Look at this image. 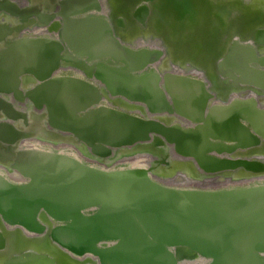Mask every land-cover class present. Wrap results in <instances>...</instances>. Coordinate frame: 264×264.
Masks as SVG:
<instances>
[{
    "label": "water",
    "instance_id": "95a60500",
    "mask_svg": "<svg viewBox=\"0 0 264 264\" xmlns=\"http://www.w3.org/2000/svg\"><path fill=\"white\" fill-rule=\"evenodd\" d=\"M233 2L0 0V264H264V0Z\"/></svg>",
    "mask_w": 264,
    "mask_h": 264
},
{
    "label": "bare ground",
    "instance_id": "6f19581e",
    "mask_svg": "<svg viewBox=\"0 0 264 264\" xmlns=\"http://www.w3.org/2000/svg\"><path fill=\"white\" fill-rule=\"evenodd\" d=\"M211 4H214L216 6H221L223 11H225L224 9L226 8V12L228 13V15H241V13H249L247 12V10L241 8L238 4L234 3L233 0H208ZM241 1V0H240ZM243 1V0H242ZM245 1V0H244ZM194 2H201V0H194ZM200 4V3H199ZM252 7L249 8V11L253 10V15H257V13H255V8L256 5H254V3H252ZM240 5H242V3L240 2ZM111 4L109 1L103 0V7L105 12L108 13H112L113 15L119 14V6L118 4L116 5V11L115 12H111L110 8H111ZM118 6V7H117ZM234 9V10H232ZM260 14V12H258ZM260 17V16H259ZM131 30H128L127 35L129 34ZM47 29L46 28H35L33 29L32 32L29 31L30 34H38V33H46ZM131 33V32H130ZM134 33H136L134 31ZM144 39L143 37L140 38V40H138V42L142 43L143 45L146 46H150L151 44H157V42L155 41L154 38L151 37V40L148 39V35L144 34ZM179 72L183 73V72H189L188 70H179ZM191 75H196L194 72H190ZM22 146L24 148L27 147H31V148H36V149H46V150H58L59 152L62 153H67L70 155H73L74 157L79 158L82 161H87L88 163H90L91 165H96V166H100V167H105V168H110V167H116V166H130V167H147L148 164H150L153 160V158H150L148 155H145L143 153H138L136 155H133L134 153H130L128 154L129 157L125 158V159H117L112 157L108 162H104L103 159H99V158H92L89 157L88 155H86L84 152L83 154L81 153L82 157L80 156V154L77 153L76 150H74L71 146H67L65 144L62 143H55V142H45L42 139H31L28 141L23 142ZM161 151H164L161 150ZM118 155V154H117ZM111 164V166L109 165ZM177 167V166H176ZM174 168L173 167V163L171 162V166H169V168H163L160 172L155 171V173H153V177L155 178V180L160 181L163 184H172V183H176L179 182L183 176L187 175V177H190V173L187 169H184V167L182 166L178 168ZM176 169H178V173L176 171ZM182 171V172H181ZM185 175H184V174ZM0 174L6 175L7 177H10L11 179H16V175L14 176L13 174L11 175L6 169L0 167ZM168 175L171 176L172 178L168 179ZM200 178V177H199ZM198 178V179H199ZM220 178L219 176L217 177V179ZM197 179V180H198ZM216 181V178L212 177H207V178H203L202 181H198L194 182V183H187L188 185L192 184L193 186H198V187H205L206 185H209L210 183H214ZM185 182V181H184ZM200 182V183H199ZM216 183V182H215ZM182 185H187L186 183H181ZM200 184V185H199ZM183 261H192L193 258H183L181 259Z\"/></svg>",
    "mask_w": 264,
    "mask_h": 264
},
{
    "label": "rangeland",
    "instance_id": "374dc122",
    "mask_svg": "<svg viewBox=\"0 0 264 264\" xmlns=\"http://www.w3.org/2000/svg\"><path fill=\"white\" fill-rule=\"evenodd\" d=\"M62 144H64V143H62ZM65 145H67V146H71L74 150H76L77 151V153L78 154H80V156L82 157V155H81V151L78 149V148H76L74 145H71V144H66L65 143ZM149 157H150V155H148ZM151 158V157H150ZM186 181H185V183L187 182V183H194V181L193 180H191V179H185ZM191 180V181H190ZM216 182V183H215ZM214 183H210L209 185H206V187H216V186H220V185H226V184H235V183H232V182H230V183H226L227 181H224V180H221L220 178L219 179H216V181H215ZM186 183V184H187ZM239 183V182H238ZM188 185V184H187ZM190 185H192V184H190Z\"/></svg>",
    "mask_w": 264,
    "mask_h": 264
},
{
    "label": "flooded vegetation",
    "instance_id": "af4514ba",
    "mask_svg": "<svg viewBox=\"0 0 264 264\" xmlns=\"http://www.w3.org/2000/svg\"><path fill=\"white\" fill-rule=\"evenodd\" d=\"M48 1H51V0H48ZM102 1V4H103V0H101ZM107 1V0H106ZM110 1V4L112 5L111 6V8H110V10H111V12L113 11V12H115L116 11V8L114 7V4H113V0H109ZM128 5L130 6V4H129V0H121V2L118 4V6H119V11H120V13L121 14H125L126 13V9L128 8ZM117 6V7H118ZM151 11H153V10H151ZM208 13H210V12H208ZM207 13V14H208ZM4 19V18H3ZM80 151H81V153L83 154V151L81 150V149H79Z\"/></svg>",
    "mask_w": 264,
    "mask_h": 264
}]
</instances>
